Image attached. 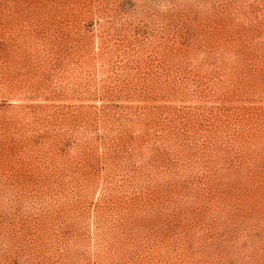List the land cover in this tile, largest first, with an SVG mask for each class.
I'll list each match as a JSON object with an SVG mask.
<instances>
[{
  "label": "rangeland",
  "instance_id": "rangeland-1",
  "mask_svg": "<svg viewBox=\"0 0 264 264\" xmlns=\"http://www.w3.org/2000/svg\"><path fill=\"white\" fill-rule=\"evenodd\" d=\"M0 264H264V0H0Z\"/></svg>",
  "mask_w": 264,
  "mask_h": 264
}]
</instances>
